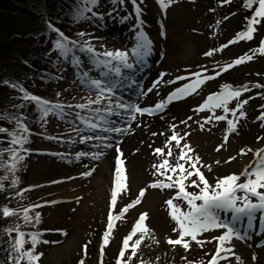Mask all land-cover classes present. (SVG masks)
<instances>
[{
  "label": "rangeland",
  "instance_id": "374dc122",
  "mask_svg": "<svg viewBox=\"0 0 264 264\" xmlns=\"http://www.w3.org/2000/svg\"><path fill=\"white\" fill-rule=\"evenodd\" d=\"M240 3L237 1L236 4ZM227 4L222 6L218 4L217 0H177L167 10L158 11L157 0L146 2L148 10L146 17L152 26L154 35L151 39V47L158 58L152 59L155 64L154 76L159 79L161 74L165 75L159 84V91H155V97L144 96V103L153 106L160 99L162 101L165 92L171 90L182 80L175 83L167 82L175 81L176 77L182 73H190L198 68H202V71L207 69L206 73H214L221 68L223 61L228 59L234 61L237 57L248 54L249 51L250 55L252 54L251 50L256 49L254 44L255 41L257 42L253 39L230 44L223 51L215 52L211 57L205 55L206 52L227 44L236 36V33L240 32L242 19L238 14H229L231 10H234L235 3L229 6ZM117 6L119 7L118 11L104 14V17L97 22L93 29L85 27L81 29L96 51L120 49L130 52V38L132 39L134 36L133 18L121 22L120 18L129 16V14L123 6L119 4ZM129 7L134 12L133 7ZM225 17L228 19L225 20ZM218 21L220 23H217ZM261 28H264V22H262ZM53 51L54 49L49 53L53 54ZM161 55L163 56L160 57ZM80 58L85 60L82 67L88 71L91 65L87 57L80 53ZM70 59V57L68 60L61 58L57 72L61 78L57 82L51 80L44 90L40 88L43 84L37 82L38 87L32 90L33 94L44 96L43 93L47 92L51 96L50 99L65 102L64 112L67 113L63 119L50 114L46 118V123L40 121V124L35 126V138L32 139L30 135L28 143L32 139L34 147H37L41 152H38L36 156L26 157L20 172L22 175L26 174V183L33 186L35 202L39 204L48 202L47 206L44 205L37 210L42 218V226L56 231L41 239L50 241V243H41L36 246V251L43 253L39 264H75L76 258L83 250V244H89L91 234L94 237V244H90L92 252L88 261L89 264H100V250L103 247L104 236L101 233L109 222L106 219H109L110 213L118 214L138 197L141 189L148 188V185L156 179H164V177L153 175L155 171L153 165L162 162V157L155 154V149L164 148L166 153L171 148L173 156L168 159L171 164L176 163V158L180 154L179 149L175 142L168 144L173 131L180 135L190 134L185 137L184 141H181V144L185 142L190 144L194 149V154L201 157L202 163L211 165V171L201 168L210 184H215L218 178L233 174L232 172H238L235 174L239 175L244 170L241 167L246 164L248 157L253 155L251 151L247 152V155H241V149L247 151L252 145L254 146L252 143L257 142L258 137L264 138V128H259V123L253 120L254 115L256 117L264 111V108L256 107L257 99L244 106L243 111L246 113V117L240 119L238 130L229 136L228 142L220 151H216V148L224 141L226 121H213L206 124L202 130L199 124L204 123V118L210 113L194 111L209 94L218 90L222 82L227 79L236 80L237 83L244 78L260 79L259 81L264 83V55H255L251 61L237 65L213 81H208L199 90V94H193L190 98L183 99L182 104H173L172 108L175 111H169L171 117L168 118L166 126L157 132H150L147 140H141L133 151H126L124 145L121 149L117 146H97L100 142L95 139L87 143L81 142V136L91 133L86 131L78 134L74 130L82 127L76 120L75 114L87 115L88 113L87 110H80L74 106L86 103L89 99H95L97 92L81 83L77 75L78 70L71 65ZM159 59L161 60L158 62ZM231 61L224 63L223 66ZM135 68L141 70L140 66L136 65ZM124 75L129 78L128 84L134 78L125 70ZM90 76L99 78V73L92 70ZM116 94L118 93L116 92ZM259 103L262 104V102ZM68 104L74 108L70 109L67 107ZM117 111H120L121 115L129 114L123 110L117 109ZM166 113L167 111H164V114ZM159 114L162 113H157L154 116ZM221 114H223L222 110L217 109L216 115ZM188 117H192V119L189 120ZM229 118H231L230 114ZM110 119L113 120V116ZM185 120L187 124L181 123ZM173 125L176 126L175 129H173ZM105 135H108L109 138L111 136L110 133ZM1 137L0 142L7 143L10 147L11 136L2 133ZM48 137L56 139H48ZM28 143L24 146H28ZM106 143L110 144L109 139ZM117 148L124 153L121 158L124 160L127 188L118 195L117 204L113 208L111 194L115 186V168L119 155ZM53 153L61 155H52ZM79 153H103V155L96 160L92 159L91 155L82 156L77 160L76 156ZM10 155L9 152L4 153L3 161L5 163L9 161ZM230 157H235V159L226 162ZM216 161H219V164ZM88 171L92 172L90 176L82 175ZM243 181L244 177H241V182ZM188 191L195 192L196 188L188 187ZM173 195L174 190L148 188L141 203L129 208L123 217L115 222V233L110 239V243L104 247L103 258L116 264L115 261L121 250L120 241L136 223L140 214L148 213L149 218L146 224L152 230L154 239L149 238L143 241L137 256L132 257V264L136 262L139 264L140 259L154 261L156 264H176L183 253H186L189 257L188 260L191 261L195 247L199 249L200 246L193 243L190 251H185L181 248H173L166 243L168 238L175 239L177 237V234L173 232L176 224L170 218L168 207L165 204V201ZM174 202L183 210L188 209L185 201ZM257 215L259 217V214ZM255 225L252 230H249L250 239L246 241L234 239L235 241H233L236 247V256L241 258L242 264H264V220L258 218ZM238 227L242 231L245 230L242 225H238ZM214 236V233H205L201 237L206 241H211L204 244L205 250L213 248L211 238ZM26 239H28L27 236ZM156 240L159 243H156ZM53 241L56 243H51ZM237 245L243 248H238ZM30 246V243L25 245L26 248ZM126 255H130V250ZM253 256H255V260H253ZM231 263L238 264L235 256Z\"/></svg>",
  "mask_w": 264,
  "mask_h": 264
},
{
  "label": "snow or ice",
  "instance_id": "6c2138e0",
  "mask_svg": "<svg viewBox=\"0 0 264 264\" xmlns=\"http://www.w3.org/2000/svg\"><path fill=\"white\" fill-rule=\"evenodd\" d=\"M100 0H79L76 11L73 15V19L79 21L81 19H91L92 17L100 16V14L93 9L99 4ZM114 4L123 3L124 0H112ZM135 15L137 18L141 17L143 10L141 5L143 0H130ZM177 0H157L159 7L162 10H167L171 5L176 3ZM222 4L231 3V0H221ZM243 6L252 10V15L245 17V28L236 34V37L228 42V44L222 45L218 49H212L205 53L206 56L211 57L215 52H221L227 48L230 44L237 43L240 40L250 41L254 38V34L257 31V26H262L264 22V0H244ZM91 13V16L88 15ZM129 16L121 17V22L129 19ZM225 20L228 17L224 18ZM217 23H220L219 21ZM142 24V21H141ZM48 27L57 34V39L54 41V50L58 51L59 56L68 60L69 57L71 65L77 69V75L79 76L81 83L97 92L95 99H89L86 103H80L74 107L80 110H87V115H80L76 113L75 117L82 127L74 129L77 133L90 132V135L81 136V142L87 143L90 140L95 139L100 144L97 146L111 147V144L106 143L109 139L107 133H124L127 128L111 127L113 123L110 119L112 116H120L121 112L129 113V119L134 120L135 114L141 115H155L166 109L168 104L175 101L186 99L193 94H199V90L208 81L214 80L221 75V72H226L229 69L251 61L256 54L264 55V40L260 42V45L251 50L252 54H245L244 56L237 57L232 63L222 66L220 71L215 72L214 75H206L207 69L201 72L191 73L189 77L178 76L175 81H168L167 83H175L179 80H188L189 82L183 84L181 87L174 89L168 94L165 100L155 103L151 107H140L138 105H132L123 102L117 95L116 90L121 86L125 77L124 70H131L136 67L137 64H142L143 61L151 54L152 41L148 38L146 33L138 31L136 34V44L129 51L117 49L115 51L97 52L91 42L85 41L79 43L78 41L71 40L65 36L59 29L53 27L50 23ZM81 37L85 33L79 34ZM84 54L91 68L88 71L83 70L80 56L76 52ZM95 70L99 73V78H93L90 76V71ZM163 75L153 82L152 86L143 92V95H147L157 88L163 80ZM191 77H194L192 79ZM4 83H8L5 81ZM13 88L18 89L23 93V99L34 102L40 112V120L46 123V118L52 114L58 118L63 119L67 113L64 112L66 107L60 103H52L41 97L29 94L21 85L11 84ZM257 87L264 88V85H257ZM251 91L248 85H240L239 87H233L229 84L221 86L219 92L209 94L202 103H200L194 111L197 113L208 111L210 115L204 118V123L199 124V127L203 130L206 124H210L213 121H226L227 128L224 136V141L217 146L216 151L223 149L228 142L229 136L238 130L239 121L246 117V113L243 111L244 106L248 103V100H240L239 98L244 92ZM59 95V94H58ZM261 98H264L262 95ZM251 99V97H250ZM236 100L237 103L234 107L230 108L229 103ZM95 105V107H93ZM22 107V105H21ZM67 107H73L67 105ZM264 108V105L261 106ZM221 109L223 114L216 115V110ZM229 114L231 118H229ZM238 114V115H237ZM16 123V131L10 133L11 139L9 141L10 147L3 151L9 152L10 163H0V167L6 168L8 171L15 173L17 170V164L25 159L24 155L20 153H27L29 150L24 147L28 143V138L31 135L28 126L23 122V117H14ZM192 119V117H188ZM264 127V112L257 117ZM181 123L187 124V121H181ZM130 127V125H129ZM173 125V129H175ZM9 130L4 127H0V133H7ZM210 131V129H209ZM156 135V133H153ZM190 135L185 133L180 135L173 131L168 144L175 142L176 147L179 149V156L176 158V163L173 165L169 162L168 157L173 156L171 148L165 153L164 148H156L155 154L162 157V162L154 164L155 169L153 175L164 177V179H156L148 188L158 190H174V195L165 201L169 210L170 218L175 222L176 227L173 228V232L177 234L175 239L168 238L166 243L173 248L176 246L182 247L185 251H190L191 246L195 243L197 246L203 247L206 242L201 237L205 233H210L215 230H222L219 236L212 237V241H215L216 251L211 255L207 264H220L221 261L227 260L228 255L235 256L238 264H242L241 258L235 255L234 246L232 245L233 239L246 241L250 239L249 230H252L256 225L255 222L259 218L264 220V148H259L254 151L253 157L250 159L248 165L244 168L241 174L235 173L218 178L215 184H210L201 168H207L211 171V165H205L202 163L201 157L194 154V149L188 143L181 144V141L185 140V137ZM48 139H56L55 137H48ZM264 139V138H258ZM18 146V147H16ZM3 151H0V156L3 155ZM253 151L248 149L245 151L241 149V155H247V152ZM118 157L115 168V186L111 194V206L115 208L117 204L118 195L125 191L127 188V176L124 168V160L121 158L123 153L117 148ZM52 155H61L53 153ZM91 155V158L99 159L103 153H79L76 159L79 160L82 156ZM235 159L230 157L229 161ZM219 164V161H216ZM187 165V167H186ZM199 165V166H198ZM91 171L85 172L82 175L90 176ZM193 177H195L193 179ZM241 177H244V181H241ZM7 177H0V190L4 189L3 180ZM18 177L11 181L12 185L18 184ZM188 187H194L198 191L190 192ZM148 188L141 189L138 197L132 201V203L126 205L118 214L109 215V222L107 224L106 231L103 236V247H101V261L103 264V252L104 247L110 243L111 234L115 227V222L119 221L129 208L135 207L140 204L148 191ZM20 193H18L19 195ZM183 200L187 203L188 209L183 210L174 201ZM42 205H33L30 208L23 209V219L25 223L40 222V214L37 212L33 215H29V212ZM0 214L3 217H11L17 215L15 209L3 207L0 209ZM259 214V217L258 215ZM148 219L147 213H141L137 219L132 231L126 236L122 242V247L119 252L117 264H132V257L137 256V252L140 250V246L145 238H152V230L147 226L146 221ZM238 225H242L245 230H241ZM12 239L10 244V251H8V264H39L43 253L36 251L38 244L50 243L47 240H41L42 233L34 231L25 233L20 230V226L6 228L4 230ZM16 233L15 236L12 234ZM66 234V233H65ZM139 234V235H138ZM26 236L28 239H26ZM134 237H137L134 239ZM159 243L158 240L155 241ZM30 243V247L26 248L25 245ZM51 243H56L55 241ZM130 255H126L129 253ZM85 255L87 254V245L84 246ZM186 264H197V262L187 260V257L183 258ZM253 256V260H255ZM79 264H84V260L81 259ZM141 264H144L141 261ZM198 264H204V261L198 262Z\"/></svg>",
  "mask_w": 264,
  "mask_h": 264
},
{
  "label": "trees",
  "instance_id": "16d2710c",
  "mask_svg": "<svg viewBox=\"0 0 264 264\" xmlns=\"http://www.w3.org/2000/svg\"><path fill=\"white\" fill-rule=\"evenodd\" d=\"M78 4L79 0H0V127L9 130L4 135L10 136L12 131L17 130L14 117L22 116L28 128L39 125L40 112L37 105L24 100L23 93L10 85L19 84L35 96L32 90L38 87L37 82L43 84L40 87L43 90L48 87L56 70L49 52L54 49V41L57 39V34L48 25L50 23L68 36H76L80 24L90 20L73 19ZM43 94L47 98L51 97L47 92ZM8 147L7 143L0 142V151ZM4 153L6 151L0 156V163H5ZM24 156L28 157L26 154ZM10 162V159L6 161ZM24 162L17 164L15 173L0 167V177H7L3 180L4 189L0 190V209L8 207L17 212V215L11 217L0 214V264H8V251L11 250L12 239L4 231L6 228L19 225L23 231L25 227L34 229L42 226L41 221L38 224L34 221L25 223L23 219V209L34 200L31 192L22 190L27 182L26 174L20 173ZM17 177L19 182L13 186L11 181ZM35 213V210L30 211L29 215L34 216ZM12 235L15 236V233Z\"/></svg>",
  "mask_w": 264,
  "mask_h": 264
},
{
  "label": "bare ground",
  "instance_id": "6f19581e",
  "mask_svg": "<svg viewBox=\"0 0 264 264\" xmlns=\"http://www.w3.org/2000/svg\"><path fill=\"white\" fill-rule=\"evenodd\" d=\"M153 80V76H150L148 79V83H151ZM155 91H159V87L155 88L151 93L147 94V96L155 97ZM182 104L178 102L177 104ZM176 104V105H177ZM174 105V106H176ZM177 109V108H176ZM178 110V109H177ZM174 112L175 110L170 105L167 113L164 114V111L161 112L162 114L156 116H148V115H140L137 114L135 119L132 120L133 128L126 134V138L124 139L123 145L124 148L127 150L133 151L134 147L138 145L141 140H147L148 135L152 131H159L163 127L166 126L170 112ZM238 248L242 246L237 245ZM243 248V247H242Z\"/></svg>",
  "mask_w": 264,
  "mask_h": 264
}]
</instances>
